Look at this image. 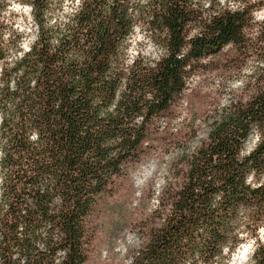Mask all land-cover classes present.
Segmentation results:
<instances>
[{
	"label": "trees",
	"instance_id": "1",
	"mask_svg": "<svg viewBox=\"0 0 264 264\" xmlns=\"http://www.w3.org/2000/svg\"><path fill=\"white\" fill-rule=\"evenodd\" d=\"M64 2L28 0L30 51L22 36L5 37L0 11V264H84L88 215L140 160L187 68L227 44L246 47L253 21L249 5L217 0ZM137 23L162 52L128 66ZM260 53L264 65V43ZM255 81L251 98L213 116L185 155L168 212L132 264H227L244 235L255 243L248 264H264V67Z\"/></svg>",
	"mask_w": 264,
	"mask_h": 264
},
{
	"label": "rangeland",
	"instance_id": "2",
	"mask_svg": "<svg viewBox=\"0 0 264 264\" xmlns=\"http://www.w3.org/2000/svg\"><path fill=\"white\" fill-rule=\"evenodd\" d=\"M194 1L204 4L209 0ZM15 2L29 5L28 0ZM223 4L249 5L252 12L264 8V0H224ZM0 5L1 20L6 27L5 37L13 39L22 36L19 44L24 48L34 34L31 10L9 11V0H0ZM252 18V23L245 30L246 47L227 44L219 52L196 60L187 68L181 93L166 111L155 116L149 124L141 146L140 160L127 163L98 198L87 217L84 246L87 258L84 264H125L132 252L139 248L145 234L159 226L167 214L169 193L182 181L184 157L205 137L208 121L227 106L239 101L246 102L254 94L257 85L255 78L264 67L260 53L264 43V21ZM136 25H140L141 32L147 34L142 24ZM137 35L134 30L129 40L128 58L129 49L133 48L150 61L161 55L160 46L148 34L143 40L136 39ZM149 39L156 50L155 56L143 55ZM236 80H243V86L232 88L231 84ZM225 99L226 105L222 103ZM256 142L254 132L245 142L244 152L250 151ZM260 180H264V173ZM157 184L161 187H156ZM137 191L141 195L137 196ZM261 229H264V224L259 227V239ZM129 232L136 233L139 245L129 246L128 252L121 257L115 251L119 247L117 241L126 243ZM253 241V237L244 235L227 264H239V253L242 247L249 244L251 247L244 264L250 263L255 246ZM105 252L107 255H104ZM234 257L237 258L235 261Z\"/></svg>",
	"mask_w": 264,
	"mask_h": 264
},
{
	"label": "clouds",
	"instance_id": "3",
	"mask_svg": "<svg viewBox=\"0 0 264 264\" xmlns=\"http://www.w3.org/2000/svg\"><path fill=\"white\" fill-rule=\"evenodd\" d=\"M69 2V0H65V5ZM143 2H146V0H143ZM9 3L11 5L9 11H20L21 9L25 10V11H30L31 10V6L29 5H21L20 3H16L15 0H9ZM220 3L223 4L224 0H220ZM75 4L76 5H80L81 4V0H75ZM207 6V5H205ZM64 11H69V9L67 7H65ZM252 16L254 17L255 20L257 21H264V8H261L260 10H254L252 12ZM17 27H19V25H17ZM23 30V29H21ZM136 33L138 34L136 39L138 40H143L145 39V36L147 35L146 33H142L141 29H140V25H136L135 29ZM25 51H30V48H28L27 46H24ZM149 54H152L153 56L156 55V50L153 47V44L151 43V40L149 39V43H148V48L144 50L143 55L147 56ZM138 55V51L133 48V49H129V58L125 61L126 65L131 66L136 57ZM181 58V57H178ZM153 67L155 66L154 64L152 65ZM243 80H236L231 84L232 88H240L243 86ZM223 104H227V99H225L224 101H222ZM141 119V118H138ZM31 140L35 141L38 139V135L36 133H33L32 136L30 137ZM156 187H161L160 184H157ZM137 196L141 195V192L137 191L136 193ZM261 240L264 241V229H261ZM254 242V241H253ZM117 243L119 244V247L115 248V251L120 253L121 257L124 256L127 252H128V248L129 246L132 247H137L139 245V237L136 235V233L134 232H129L128 236H127V242H121V241H117ZM251 247V245L249 244L248 246H244L242 247V250L239 253V264H244V262L246 261L248 254H249V248ZM104 255H107V253L105 252ZM237 258L234 257V261ZM125 264H132V259L129 258L127 261H125Z\"/></svg>",
	"mask_w": 264,
	"mask_h": 264
}]
</instances>
